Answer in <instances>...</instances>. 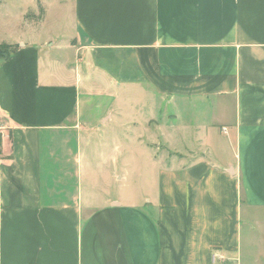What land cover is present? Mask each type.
<instances>
[{
	"label": "crops",
	"instance_id": "crops-1",
	"mask_svg": "<svg viewBox=\"0 0 264 264\" xmlns=\"http://www.w3.org/2000/svg\"><path fill=\"white\" fill-rule=\"evenodd\" d=\"M47 2L0 59V264H264V0Z\"/></svg>",
	"mask_w": 264,
	"mask_h": 264
},
{
	"label": "rangeland",
	"instance_id": "rangeland-1",
	"mask_svg": "<svg viewBox=\"0 0 264 264\" xmlns=\"http://www.w3.org/2000/svg\"><path fill=\"white\" fill-rule=\"evenodd\" d=\"M48 9V15L45 22L42 25L35 26L29 20V16L38 8L37 0H0V44L8 45L4 49L3 54H9L13 50V45L22 40H30V42H37L43 38L52 36L54 40L57 35V28L51 26L53 21L49 18L51 11H49L50 4L46 3ZM27 11V21L23 22L20 15L22 12ZM32 11V12H30ZM12 41V42H11ZM5 42V43H4ZM19 44V42H18ZM2 57H0L1 59ZM2 118V115H1ZM110 130V129H109ZM119 130V129H118ZM225 130V128H223ZM131 142L128 144L124 141L125 147H130ZM125 153V151H124ZM127 162L123 164V171L118 173L122 176V193L124 195L134 193L138 199H140L143 193L149 194V189L146 186H142L147 180L146 175L151 166V161L144 155H128L124 157ZM119 166V165H118ZM137 166V167H136ZM119 184H117L118 186ZM115 185L113 186V188ZM112 193L118 195V189L115 193L114 189Z\"/></svg>",
	"mask_w": 264,
	"mask_h": 264
},
{
	"label": "trees",
	"instance_id": "trees-1",
	"mask_svg": "<svg viewBox=\"0 0 264 264\" xmlns=\"http://www.w3.org/2000/svg\"><path fill=\"white\" fill-rule=\"evenodd\" d=\"M6 46H8V45H5V44H0V57H2V58H4L5 56L3 55V54H1L2 52H4V49L3 48H6Z\"/></svg>",
	"mask_w": 264,
	"mask_h": 264
},
{
	"label": "built area",
	"instance_id": "built-area-1",
	"mask_svg": "<svg viewBox=\"0 0 264 264\" xmlns=\"http://www.w3.org/2000/svg\"><path fill=\"white\" fill-rule=\"evenodd\" d=\"M2 128H3V123H2V118H1V115H0V131H1Z\"/></svg>",
	"mask_w": 264,
	"mask_h": 264
}]
</instances>
